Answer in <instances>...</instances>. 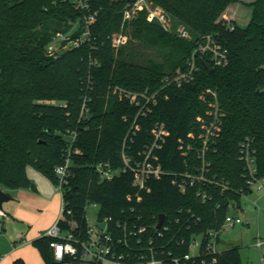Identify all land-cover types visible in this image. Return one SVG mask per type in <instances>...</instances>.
Returning a JSON list of instances; mask_svg holds the SVG:
<instances>
[{
	"label": "trees",
	"instance_id": "obj_1",
	"mask_svg": "<svg viewBox=\"0 0 264 264\" xmlns=\"http://www.w3.org/2000/svg\"><path fill=\"white\" fill-rule=\"evenodd\" d=\"M88 1L87 15L97 13L91 39L51 56L47 46L53 37L59 32L78 37L86 13L76 8L74 0H0V188L30 187L29 167L56 184L55 168L65 163L71 137L77 133L73 149L79 152L72 155L63 187L62 231L79 234L70 219L84 223L86 205L93 202L100 209L99 223L112 218L102 240L111 237L108 244L120 264L148 260L150 238L155 251L165 246L167 257L169 251H189L187 244L176 246L177 240L189 241L194 233H203L206 250L208 232L217 233L220 242L231 206L240 208L243 196L250 192L242 142H252L258 175L264 176V0H151L177 24L167 30L150 20L146 10L126 22L133 40L163 53L162 61L146 64L136 62L125 46L116 53L113 45L130 0ZM237 3L252 8L246 26L223 17ZM180 24L193 39L179 35ZM209 34L228 50V62L210 63L209 69L204 64L209 56H197L192 79L181 87L167 86V75L190 71L194 41ZM129 91L160 92L156 102L137 105L128 97ZM85 97L90 98L89 115L82 116ZM214 103L219 108L220 131L208 144L206 179L194 185L187 179L186 187H181L187 172L199 174L202 168L200 135L214 121L210 114ZM160 129L163 134L158 139ZM123 150L132 164L142 163L151 152L148 160L161 166L163 173L151 174L145 187H140L134 172L123 169ZM100 162L121 171L103 180L96 169ZM200 192L208 195L206 201ZM162 213L166 223L171 221V230L161 239L155 225ZM141 227L147 231L139 233ZM2 228L0 221V232ZM52 240L44 235L34 241L41 264L86 261L81 250L58 261ZM240 247L223 249L217 264H243ZM116 258H111L114 264ZM13 264L26 263L18 259Z\"/></svg>",
	"mask_w": 264,
	"mask_h": 264
},
{
	"label": "built area",
	"instance_id": "obj_2",
	"mask_svg": "<svg viewBox=\"0 0 264 264\" xmlns=\"http://www.w3.org/2000/svg\"><path fill=\"white\" fill-rule=\"evenodd\" d=\"M76 8L80 9L82 12L86 13L89 10L90 4L88 0H74ZM146 10L148 13V18L150 20H155L159 22L165 29L170 30L171 29V23L172 18L166 13V11L159 5L155 4L151 0H133L132 4L129 5L124 10V18H123V24H122V31L114 36L113 39V45L115 48L121 47V45H124L128 38L123 33L124 28L126 25V22L131 20L133 17H135L140 11ZM96 16L97 13H89L85 15V28L83 32L75 38H72L71 34H65L62 32L57 33L49 45L47 46V52L51 56H58L59 54L81 47L83 44H85L86 41H89L91 39V31L90 27L92 24L96 22ZM179 35L185 39H193L192 35L188 31L187 27L183 24H180L177 29ZM195 47L192 53V68L190 71H177L174 75H167L164 79L167 86L174 85L176 87H181L185 83L189 82L192 79L193 70L195 67L194 61L196 60L197 56H209L210 61L209 64L212 63L215 66L217 65H224L229 60L228 50L222 45V43L218 40L217 36L214 34L209 35H203L200 36L198 39L194 41ZM211 65V64H210ZM122 88L117 87V90H121ZM122 91V90H121ZM160 91H156L153 94H148V91H141V92H132L129 91L127 93L130 100L140 105L145 102L143 105H146L149 102H156L157 97L159 95ZM88 100L90 98L85 97L84 104L82 107V116L89 115V107H88ZM142 105V106H143ZM214 107L213 110L210 111V114L213 115V123L207 127V130L205 133H202L200 135V138L204 140V147L201 150V159H202V168L200 169L199 174H192L190 172H187L185 174V180L182 181L181 187H186L187 185V179L189 184L194 185L196 180H205V173L208 171V165L206 159V153L208 149V144L211 139V137L215 136L220 131V116H219V108L218 104L214 103L212 104ZM144 107L142 108V110ZM163 131L160 129L157 133L158 139L162 136ZM77 138V133H74L71 137V144L68 151V155L66 158V161L64 164H61L55 168V174L57 176L58 182L56 183L58 189L61 192L62 195V214L65 212V201L63 198V187L67 183V178L69 176V167L72 161V155L74 153H78V149H73V143L75 142ZM157 144V139L153 141L152 145ZM153 146V147H154ZM241 151V159H243L246 163V176L248 178V183L250 186V192L253 191V187L256 186L257 190L264 193V176L261 177L258 175V168L256 165V157H255V149L252 146V142L250 140H246L241 143L240 146ZM188 150H192L193 146L188 144L187 145ZM151 155L148 154V157L142 162L137 164H132L131 158L128 157L123 150V159L125 166L123 167L124 170L127 168H130L134 172L135 176V183L139 185L140 187H145L146 181L149 178L151 174L154 175H160L163 173V170L161 169V166H154L153 163H151L148 158ZM97 171L100 173V176L103 180H111L115 177V175H118L121 171V169H114L111 167L110 163H104L100 162L96 166ZM216 182V181H214ZM224 188H227V184H223ZM199 195L202 196L203 200L206 201L208 198V195L206 193L200 192ZM239 207L237 205L231 206V211L226 217L224 228L226 226H235L236 224L242 223V218L235 214L233 210L238 209ZM70 213V211H68ZM112 218H108L106 223L105 229L102 230L99 227H97V240L96 241H87L86 243H80L78 239L75 238V236L72 233H67L66 235H62V229L59 226V222L56 223L51 229L48 230L47 236L53 238V240L50 242V246L53 249L54 256L58 261H61L64 259L66 255H73L78 252V250H81V255L83 258H86V256H92L93 261H100L103 258H116L115 253L112 249V247L108 244L109 241H111V237L109 235L105 236V240H102V233L107 228V222L111 221ZM170 222L166 223L164 221L161 228L157 229L155 225V230L158 231V238H164V232L170 231ZM179 222V220H177ZM224 230V229H223ZM95 230L92 228L90 230V233H93ZM147 231L146 227L139 228V233H144ZM89 233V234H90ZM209 240L206 244V250H204V237L205 234L203 233H194L190 240L187 241L185 238L181 240H177L176 246L181 247L184 245L189 246V251L182 254L178 252L169 251L167 253V257H165V250H163L164 245H161V248L158 251H155L154 247L152 246L154 244L153 238L149 239V245H150V251H151V257L146 260L147 264H217L218 257L217 254H219L223 249H219L218 242V234L215 232H208ZM58 237H63L64 240H58ZM200 239V242L198 243L197 240ZM79 244V246H78ZM194 245L199 246V252L198 254L194 255L191 252V249ZM264 246V241L261 239L257 242V247L261 250ZM194 261H198L197 263H193ZM116 264H120V262L116 258ZM262 264H264V254L262 255Z\"/></svg>",
	"mask_w": 264,
	"mask_h": 264
},
{
	"label": "rangeland",
	"instance_id": "obj_3",
	"mask_svg": "<svg viewBox=\"0 0 264 264\" xmlns=\"http://www.w3.org/2000/svg\"><path fill=\"white\" fill-rule=\"evenodd\" d=\"M133 0L126 5H131ZM252 8L244 3H237L230 6L225 14L224 19L228 21L233 17L241 26L248 24ZM172 18L171 29L177 21ZM127 25V24H126ZM124 34L128 40L124 45L128 51L133 52L136 62L146 64L147 61H162L163 53L152 47L145 46L138 41L133 40L130 27L124 28ZM119 48H115L116 53ZM27 174L31 183L36 184L39 192H35L28 187L27 189L18 190L14 193V199L4 204V212L8 213L11 218L4 216L0 211V221L3 228L0 232V264H13L14 261L21 259L26 264H41L42 256L35 245L34 241L47 234L62 216V195L57 185L45 176L42 172L33 167H29ZM85 222L80 223L73 221L74 229L79 234L75 238L80 243L97 240V224L99 220V206L93 202L86 205ZM239 215L243 222L235 226H226L220 235L219 249L228 248L229 240L241 241L239 248L241 261L243 264H262V255L264 246L260 250L257 247L259 239L264 241V193L259 192L257 187L253 191L243 196L242 206L233 210ZM95 231L90 233L91 229ZM69 233L67 230L62 231V235ZM90 233V234H89ZM200 242V239L197 240ZM192 254L199 252V246L194 245L191 249ZM83 264H114L110 258H103L101 262L94 263L92 256H86ZM133 264H147L146 261H137Z\"/></svg>",
	"mask_w": 264,
	"mask_h": 264
},
{
	"label": "water",
	"instance_id": "obj_4",
	"mask_svg": "<svg viewBox=\"0 0 264 264\" xmlns=\"http://www.w3.org/2000/svg\"><path fill=\"white\" fill-rule=\"evenodd\" d=\"M205 66L209 69H211V65L208 62H204ZM31 189L35 192H38V187L36 186V184L31 183ZM14 197L7 191H5L4 189L0 188V211H4V203L10 200H13ZM166 219V214L162 213L159 215V220L158 223L156 225V228L159 229L162 227L164 221ZM106 226V223H98L97 227H99L100 229L104 230ZM227 244L233 246V247H240L242 245L241 241H237V240H229L227 241Z\"/></svg>",
	"mask_w": 264,
	"mask_h": 264
},
{
	"label": "crops",
	"instance_id": "obj_5",
	"mask_svg": "<svg viewBox=\"0 0 264 264\" xmlns=\"http://www.w3.org/2000/svg\"><path fill=\"white\" fill-rule=\"evenodd\" d=\"M241 1H243V2H252V1H254V0H241ZM231 6H235V4H234V5H231ZM233 19L236 20L235 17H233L232 20H233ZM236 21H237V20H236ZM23 189L25 190V189H27V188H21V189L11 190V191H7V192H9V193L14 197V193H15V192H17L18 190H23ZM38 192H39V189H38ZM5 203H6V202H5ZM5 203H4V204H5ZM1 212L4 214V216H7L8 218H11L10 215H9L8 213H6V212H4V211H1ZM42 259H43V258H42ZM42 262H43V260H42Z\"/></svg>",
	"mask_w": 264,
	"mask_h": 264
}]
</instances>
